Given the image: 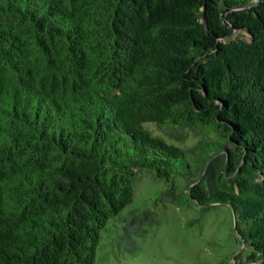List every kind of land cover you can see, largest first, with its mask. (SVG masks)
I'll list each match as a JSON object with an SVG mask.
<instances>
[{
	"label": "trees",
	"instance_id": "trees-1",
	"mask_svg": "<svg viewBox=\"0 0 264 264\" xmlns=\"http://www.w3.org/2000/svg\"><path fill=\"white\" fill-rule=\"evenodd\" d=\"M176 177L264 264V0H0V264H99L110 222L132 250Z\"/></svg>",
	"mask_w": 264,
	"mask_h": 264
},
{
	"label": "rangeland",
	"instance_id": "rangeland-1",
	"mask_svg": "<svg viewBox=\"0 0 264 264\" xmlns=\"http://www.w3.org/2000/svg\"><path fill=\"white\" fill-rule=\"evenodd\" d=\"M237 35L248 37L245 32ZM148 126L161 133L156 125ZM187 131L186 138L178 143L193 142L197 136L195 131ZM165 138L176 143L167 136ZM174 181L175 199L152 204L157 222L147 225L142 235L134 237V249H126L119 242V227L113 228L111 222L108 223V228L101 232L97 248L99 264H241L247 260L250 248L244 246L236 232L232 208L227 204L201 207L192 201H184V181L180 177ZM166 188L163 179H155L142 171L132 201L121 213L143 207L148 198Z\"/></svg>",
	"mask_w": 264,
	"mask_h": 264
},
{
	"label": "water",
	"instance_id": "water-1",
	"mask_svg": "<svg viewBox=\"0 0 264 264\" xmlns=\"http://www.w3.org/2000/svg\"><path fill=\"white\" fill-rule=\"evenodd\" d=\"M253 4V2H250V3H248V4H246V5H241V7H245V6H250V5H252ZM230 9H232V8H229V9H227V10H230ZM204 11H206V8L204 9ZM225 14V13H224ZM203 21H204V23H205V25H207V22H206V15L204 14V16H203ZM209 31V30H208ZM210 32V31H209ZM234 33H232L231 35H233ZM235 218V217H234ZM235 227H236V222H235ZM244 246H245V243H244Z\"/></svg>",
	"mask_w": 264,
	"mask_h": 264
}]
</instances>
